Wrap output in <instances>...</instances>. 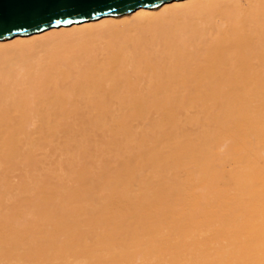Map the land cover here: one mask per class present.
I'll list each match as a JSON object with an SVG mask.
<instances>
[{
	"label": "bare ground",
	"instance_id": "1",
	"mask_svg": "<svg viewBox=\"0 0 264 264\" xmlns=\"http://www.w3.org/2000/svg\"><path fill=\"white\" fill-rule=\"evenodd\" d=\"M0 264H264V0L0 40Z\"/></svg>",
	"mask_w": 264,
	"mask_h": 264
},
{
	"label": "water",
	"instance_id": "2",
	"mask_svg": "<svg viewBox=\"0 0 264 264\" xmlns=\"http://www.w3.org/2000/svg\"><path fill=\"white\" fill-rule=\"evenodd\" d=\"M172 0H0V40L154 8Z\"/></svg>",
	"mask_w": 264,
	"mask_h": 264
},
{
	"label": "rangeland",
	"instance_id": "3",
	"mask_svg": "<svg viewBox=\"0 0 264 264\" xmlns=\"http://www.w3.org/2000/svg\"><path fill=\"white\" fill-rule=\"evenodd\" d=\"M176 21H177V22H175V23H178L179 20H176ZM175 23H173V24L176 25ZM94 35H95V34H94ZM92 37H94V36H92ZM92 37H91V38H92ZM64 38H66V37H64ZM91 38H90V40H94V39H91ZM67 40H68L67 42H68V43L70 42V44H68V46H66V45H67L66 39H65L64 41H63V39H62L61 42L64 43L62 46L65 45L66 47H71V42H72V44H75L76 41H77V43H78V42H81V43L83 42L82 37H81V39H77V38L75 39V38L73 37V35H72V38H71V36H70V40H71V41L69 40V37H68ZM72 40H73V41L75 40V41L73 42ZM61 42H60V43H61ZM81 43H80V44H81ZM80 44L78 43V44L76 45V47H77V46H80ZM69 45H70V46H69ZM65 46H64V47H65ZM73 46H74V45H73ZM39 49H40L41 51H40ZM43 49H45V48H43ZM36 50H37V51H35L36 53L33 52V51H34V48H33V50H31V51H30V50H27V52H30V54H25V56L29 55L30 58H31V56L36 57V55H39V54L41 55L40 52H42V51L45 53V51L42 50L41 48H37ZM38 51H40L39 54L37 53ZM43 52H42V53H43ZM29 56H28V57H29ZM37 57H38V56H37Z\"/></svg>",
	"mask_w": 264,
	"mask_h": 264
}]
</instances>
